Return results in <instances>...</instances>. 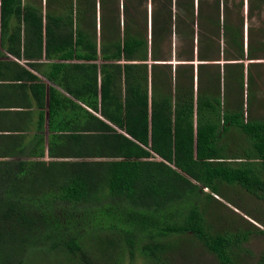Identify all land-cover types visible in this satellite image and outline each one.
<instances>
[{"label":"trees","instance_id":"1","mask_svg":"<svg viewBox=\"0 0 264 264\" xmlns=\"http://www.w3.org/2000/svg\"><path fill=\"white\" fill-rule=\"evenodd\" d=\"M39 1L79 10L76 16L69 12L67 28L58 30L61 23L48 33V56L62 61L51 62L44 78L13 57L21 55V13L10 5L0 13V38L11 54L0 49V65L6 66L0 68V264H122L127 257L130 264L137 258L177 264V255L190 257L182 242L189 250L205 248L219 264H252L245 243L254 231L216 228L211 214L217 210L220 219L227 206L222 198H231L227 190L242 189L264 201V115L250 114L256 62L245 70L244 61L258 59L264 43L244 40L239 26L219 31L240 50L243 62L232 66L243 69L237 70L236 96L242 105L218 95L188 97L178 89L177 103L169 100L168 110L150 113L130 95L131 104L123 106L122 77L135 63L122 64L119 57L111 63L115 48L102 41L117 38L119 30L105 2L83 9L78 0ZM167 1H155L151 19L152 30H159L153 38L157 52L174 27ZM249 1L262 9L261 0ZM126 7L124 14H132V3ZM98 11L102 41L93 38V28L72 26L80 20L92 27ZM207 13L200 18L211 24ZM48 19L61 15L53 10ZM17 66L24 72L18 75ZM156 72L159 83H168ZM115 120L122 123L118 128ZM111 133V145L103 149L102 137ZM229 142L237 149L228 150ZM257 231L264 235V228ZM105 253H111L106 262ZM257 262L264 264V249Z\"/></svg>","mask_w":264,"mask_h":264},{"label":"rangeland","instance_id":"2","mask_svg":"<svg viewBox=\"0 0 264 264\" xmlns=\"http://www.w3.org/2000/svg\"><path fill=\"white\" fill-rule=\"evenodd\" d=\"M100 1H104L108 6L105 8L113 12L110 17L112 16L116 20L114 27L119 30L117 38L103 40L101 37L102 26L101 22H98L100 11H98L96 19L91 20L92 27L89 22L81 23L80 20L75 23V26H72L78 29L80 24V27L85 30L93 28L92 32L96 31L93 38H97L98 41L103 40V45L109 43L114 47L113 52L116 53V57L110 59L112 64L117 57L122 64L135 63L132 72L123 75L120 89L124 96L123 106L131 104V101L126 100L130 95L131 99H136L138 106L142 107L141 111L152 113L168 110L169 100L178 102L175 96L178 89L188 97L194 95L197 98L206 94L218 95L223 99L236 98L240 79L237 70L242 68L232 65L234 62L240 65L242 63H238V61L243 62V60L237 59L240 53L239 48L227 35L225 36L219 31L224 30L227 25L239 26L243 28L244 40L250 44L254 41L264 43V31L262 32L260 29L264 25H262L264 23V0H261L262 9L257 8L261 9L257 10L258 12L249 6V3L253 2L249 0H220V6L216 0H188L191 4L185 6H183L185 0H168L167 4L173 11L172 26L174 27L170 29L172 34H167L170 30L166 31V35L164 34L161 40L163 50L160 52L154 50L155 41L153 38L158 36L157 31L159 30H152L154 23L151 22V19L155 12V1L163 3V0H78V3L83 6V9H87L89 4L95 2L101 6ZM12 2L14 4H7L5 0L4 4L3 0H0V13L6 5L13 6L14 10L17 9V12L21 13L19 22L21 28H19L17 36L20 41L21 55L13 57L29 71L38 73L43 78L47 77L49 73L47 66L53 61H62V59L48 56L47 41L50 35L48 33L58 29L61 23L63 27L58 30L67 28L70 24L68 17H71L69 12L76 16L79 9L76 7L73 10L48 8L46 2L40 3L39 0H12ZM210 2H212V7L209 10ZM254 2L257 3V1ZM130 3H132V14H124V11H128L126 4L130 5ZM53 10L61 15V19L57 21L48 19V15L52 14ZM205 12H208V17L212 19L211 24L207 23L205 18H200ZM33 16H38V20L35 21ZM158 17L160 16L156 14L154 18ZM259 17L262 19L261 21ZM127 20L129 21L127 22ZM96 21L98 23L94 29ZM156 24L158 25V23ZM163 24L169 27V23ZM4 42L5 38H0V44L4 51L10 54L4 48ZM247 52L249 54L251 51L247 49L245 56H247ZM257 57L259 58L255 60L244 59L245 62H256L252 68L253 81L249 79L254 99L249 110L252 115H264V46L257 52ZM98 62L101 63L99 60ZM158 69L161 70L163 77L169 80L168 83L158 82L156 74ZM247 69L245 68V70ZM97 100V105L101 108L103 102L100 92ZM82 104L91 109L90 105L84 101ZM98 114L102 119L105 118L101 110ZM86 122L90 123L91 121L89 119ZM121 124L120 121L115 120L112 125L114 128H118ZM112 136L111 133L102 137L103 149L110 147ZM234 144V142H229L228 150L237 149L233 147ZM226 192L237 204L231 203V198L228 200L222 198L227 206L220 213V219L218 211L212 209V222L216 228L227 229L230 233H233L230 230H235L236 226L241 228L240 233L246 229H252L254 232L245 243V248L249 250L246 257L250 263L258 264L257 260L264 249V235L257 231L259 228H264V201L257 197H251L247 191H242V189L227 190ZM180 247L190 257L185 258L182 255H177L173 258L177 264H219L216 256L205 248L195 246L189 250L185 248V242H182ZM110 258L111 253H105L101 259L106 262ZM130 263L131 258L127 257L122 264ZM134 264H144V260L137 258Z\"/></svg>","mask_w":264,"mask_h":264},{"label":"crops","instance_id":"3","mask_svg":"<svg viewBox=\"0 0 264 264\" xmlns=\"http://www.w3.org/2000/svg\"><path fill=\"white\" fill-rule=\"evenodd\" d=\"M0 32H1V31H0ZM1 36H2V35L0 34V37H1ZM0 49H2V50L4 51V49H3V47H2L1 44H0ZM2 65H3V64L0 65V68L6 69V68H5L6 66H5V65L2 66ZM21 66H22V65H21ZM15 70H17V71L19 70V71H20V72H18V75L24 72V71H23V67H22L21 69H20V68L18 69V66H17V68H16ZM238 72H239L238 74H240V71H238ZM14 74L16 75V73H14ZM37 74H38V73H37ZM38 76L41 77L39 74H38ZM42 78H43V77H42ZM247 88H248V87H247ZM236 96H237V95H236ZM228 99H229V98H228ZM251 99L254 100L253 97H252V93H251ZM224 100H225V99H224ZM229 100H231L235 105H236V104H241V100H240L239 98H234V97H233V98H230ZM241 105H242V104H241ZM242 108H243V107H242ZM12 123H13V120H10L7 124H4V126L11 125Z\"/></svg>","mask_w":264,"mask_h":264},{"label":"flooded vegetation","instance_id":"4","mask_svg":"<svg viewBox=\"0 0 264 264\" xmlns=\"http://www.w3.org/2000/svg\"><path fill=\"white\" fill-rule=\"evenodd\" d=\"M245 52H246V51H245ZM249 62H251V61H246L245 64H248ZM246 79H247V78H246Z\"/></svg>","mask_w":264,"mask_h":264},{"label":"clouds","instance_id":"5","mask_svg":"<svg viewBox=\"0 0 264 264\" xmlns=\"http://www.w3.org/2000/svg\"><path fill=\"white\" fill-rule=\"evenodd\" d=\"M245 68H248V67H247V64H246ZM247 87H248V86H247Z\"/></svg>","mask_w":264,"mask_h":264}]
</instances>
